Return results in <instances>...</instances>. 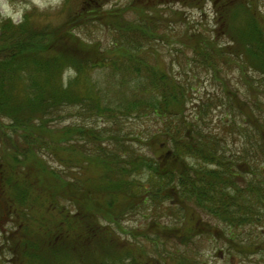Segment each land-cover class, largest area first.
<instances>
[{"label": "trees", "instance_id": "obj_1", "mask_svg": "<svg viewBox=\"0 0 264 264\" xmlns=\"http://www.w3.org/2000/svg\"><path fill=\"white\" fill-rule=\"evenodd\" d=\"M101 1L84 0L82 9L93 13ZM137 1L130 3L139 16L134 20L125 18L127 10L119 23L109 16L118 28L111 26L115 40L105 50L77 35L75 22L65 33L33 27L29 18L1 25L0 192L6 209L2 202L0 209H8L18 226L5 234L15 264H61L65 258L105 264L95 256L100 249L117 258L125 250L129 264H165L167 255L175 262L181 248L187 260L209 264L195 254L207 245L228 262L233 252L264 260V99L253 76L264 82L260 1L160 0L171 11L170 4L202 12L213 5L215 31L183 19L188 29L178 30L177 39L168 34L172 21L164 19L165 10L157 12L159 0ZM170 39L193 52L186 59L192 55L210 71L227 102L206 101L197 116L187 113L192 89L160 66L154 49ZM108 68L130 82L119 80L115 101L93 80L95 71ZM69 71L76 76L66 81ZM230 71L246 89L233 84ZM220 107L227 114L222 130L208 129L206 112ZM73 111L83 113L81 122L63 124ZM95 118L106 127L86 123ZM122 118L152 124L133 134L123 132ZM238 143L232 151L230 144ZM169 216H178V225ZM134 218L139 226L124 227ZM117 230L154 256L137 260Z\"/></svg>", "mask_w": 264, "mask_h": 264}, {"label": "rangeland", "instance_id": "obj_2", "mask_svg": "<svg viewBox=\"0 0 264 264\" xmlns=\"http://www.w3.org/2000/svg\"><path fill=\"white\" fill-rule=\"evenodd\" d=\"M83 1L84 0H0V28L2 23L8 21L9 19H11L15 24H21L25 18H29L33 27L37 26L39 28H48L55 30L56 32L65 33V31L72 29L69 27V24L75 22L72 25H76L74 27L76 32H74L77 35L92 42L100 43L105 50L106 48H109L112 45V42L115 40L114 37L116 32L111 30L112 27L118 28V26H115V23L113 24V22L119 23V13H121V11H128V14L126 16L124 15L128 22L134 20L136 17H139L137 16L138 13L134 12L130 8V3H132L134 0H102L98 5H95V7H100V9H95L96 11L93 13H87V10H92V8L86 7L85 9H82ZM142 1L143 0H140L139 2L137 1V5L143 6ZM259 1L260 8L264 13V0ZM163 2H166V0ZM147 3L150 4L151 1L148 0ZM154 5L156 7L158 6L157 12L165 10V12L162 14L164 15V19L172 21L169 22L170 26L168 34H172L174 39H177L178 30H181L183 34L188 29V26L184 24L183 19L189 21L190 27L200 25V28L206 29L203 30L205 33L215 31L216 26L214 23L216 16L212 4H208L204 12L191 8H184L180 4H170L172 11L168 9L166 10L165 7H167V5L161 3L160 0ZM138 8H140L142 11L145 9L143 7ZM150 14L155 16L154 12L147 11L146 15ZM90 15H92V17H90ZM87 16L90 18H87ZM109 16H113V22L109 21ZM91 18L94 19L88 21ZM83 22H86L88 25L79 27ZM174 39H170L171 43H169V45L164 42H159V45L154 46V49L159 55H161L160 66L166 68V70L172 74L176 81L180 83L186 90L188 87L192 89L190 91L191 96L189 100L190 103L188 105L189 111L187 113L191 116H197L199 113V105L206 101H211L214 103V100L218 99L219 101L217 103L219 104H216L218 107L221 103L227 102V97L225 95L226 93L223 91L221 83L214 81L210 71L205 70L203 66L199 65L194 56L191 55L188 61L186 59V55L190 53L193 54V52L183 48L182 45L177 43ZM221 42L224 43L225 40L222 39ZM227 74L230 76L229 78L232 80L235 86L240 88L242 91L246 89V86L240 79L238 72L230 71ZM75 76L76 74L74 72L69 71L65 75V80L68 81ZM253 76L255 77V86L260 87L259 91L261 94L259 100H263L264 82L260 81V77L258 78L256 75ZM122 79H125V75H122L121 78L119 69L114 70L112 68H108L106 70H97L93 73V80L96 82L99 88L102 87L109 92V98L112 101H115V99L118 97L116 93L119 92V80ZM126 82L130 83L127 80ZM126 95H128V93ZM122 97L123 96L119 94V100ZM262 111H264V104L262 106ZM81 114H78V111H73V114L68 115L63 124L67 125L70 123L81 122ZM226 116L227 114L225 108L220 107L212 108V110L210 109L208 112H206L207 121H212L207 122L208 129L210 128L215 131L222 130L223 125L221 120L226 119ZM119 121L121 123L123 132L127 131L133 134L139 131H144L145 128L152 124L151 121L142 123L141 121H137L134 118H122ZM119 121L118 126L116 127L117 131H119ZM88 122L89 124H94L98 127H103V125L106 127V124H104L105 121L103 119H86V123ZM153 126H156L155 123H153ZM239 146V143L230 144L232 151H235ZM74 173L75 172L68 171L67 174L73 175ZM88 174L91 176L90 171H88ZM139 177L141 176H138V178ZM86 182L88 183L87 180ZM2 197L3 195L0 192V203L2 202ZM1 206L6 209V204L4 202L1 203ZM7 212L8 209L7 211L0 209V264H14L13 255L8 251V248L5 244L7 239L5 234L12 230L17 231L18 226L15 224V220H12L11 214L7 215ZM136 218L124 224V227L127 229H135L136 226L140 225L139 221H141L140 219L136 220ZM166 219L167 217L164 215H162L160 218L162 222L166 221ZM156 220L159 221L158 218ZM168 220L174 225H178V216H175V218L173 216H169ZM118 239L119 242L124 245L123 248H129L133 253H135V258L140 260L142 263L148 262L145 260V256L148 253L152 254L153 256L155 254L154 250L149 251L150 249L145 248L147 252L146 253L142 245H135L133 241L130 240V237H127V235L123 234L120 230ZM207 246H205V248L203 246L198 247L195 254L198 253L200 255L201 252L204 260L209 262V264H261L264 261L259 257H242L236 255L233 252L230 256L231 259L228 262V259H226L225 256L214 251L215 248L213 246ZM159 251L160 252H156L158 254H162L161 252H163V250L161 249ZM95 253L97 260L102 261L105 264H129L132 259L130 254L124 256L125 250H120L122 256L119 258L116 257V252L110 253V251L103 249L95 250ZM180 254L181 255L172 256L174 259H176L175 262L169 259L167 255V262L165 264H196L195 260H187L188 256L184 252L183 248H181ZM182 254L184 256H182ZM199 258L200 257H194V259ZM61 264L78 263L73 258H68V260L65 258L62 260Z\"/></svg>", "mask_w": 264, "mask_h": 264}]
</instances>
